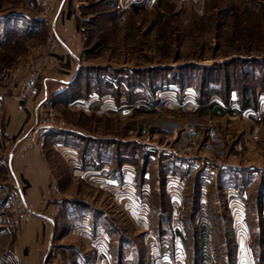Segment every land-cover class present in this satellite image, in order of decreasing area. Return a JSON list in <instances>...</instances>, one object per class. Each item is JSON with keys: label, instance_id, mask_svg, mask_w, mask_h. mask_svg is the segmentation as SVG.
Returning a JSON list of instances; mask_svg holds the SVG:
<instances>
[{"label": "rangeland", "instance_id": "374dc122", "mask_svg": "<svg viewBox=\"0 0 264 264\" xmlns=\"http://www.w3.org/2000/svg\"><path fill=\"white\" fill-rule=\"evenodd\" d=\"M137 1L0 0V96L18 99L24 110L42 79L55 68L62 73L64 58L72 61L63 43L91 66V91L109 85L127 92L125 116L102 127L132 139L126 155L133 171V188L119 200L102 192V182L68 181L37 128L74 121L48 103L14 148H38L64 180L37 201L2 149L0 226L16 234L68 196L85 199L114 226L117 264H264V0ZM115 10L123 14L114 17ZM146 67L148 90L131 73ZM31 77L37 91L30 96L24 83ZM160 95L165 105L156 109ZM99 121L92 115L81 124L92 131ZM120 239L128 241L123 251ZM4 255L0 264H10Z\"/></svg>", "mask_w": 264, "mask_h": 264}, {"label": "crops", "instance_id": "0c3cea01", "mask_svg": "<svg viewBox=\"0 0 264 264\" xmlns=\"http://www.w3.org/2000/svg\"><path fill=\"white\" fill-rule=\"evenodd\" d=\"M115 1L118 6L120 0ZM126 1L133 7L139 2ZM129 11L131 10H125L124 14ZM122 12L115 10L112 16H117V13L122 15ZM61 45L69 57H72V61L66 62L64 58L58 66L62 73H58L55 68L54 72L50 71L42 79L41 96L38 95L34 101L27 103L24 110L18 99L0 96V126L3 133L0 135V151L6 148L8 164L20 174L33 199L40 201L45 187L61 183L64 179H61L60 174H53L52 163L38 148H33L26 154H20L14 148L17 141L27 134L32 118L34 124L37 122L38 112L49 103L63 119L74 121L71 127L53 126L48 132L47 129L37 128V134L41 135L43 141H51L54 157L58 164L61 163L66 168L63 170L68 181H83L90 187H97L99 184L96 181H99L102 182L99 185L102 192L111 199L119 200L120 195L125 198L129 195L130 188H133L130 184L133 171L129 168L131 162L127 161L126 155L127 146L132 139L127 141L124 136L110 135L103 130L102 125L112 116H116V120L125 116L123 103L128 94L118 88L108 90V84L101 91H91L93 79L88 71L91 66L80 64L76 56L63 43ZM131 73L136 82L144 84L146 90L153 85V74L148 68L143 71L133 69ZM230 94L234 100L232 92ZM242 107L246 110V105ZM135 108L139 109L137 106ZM230 108L237 109L235 106ZM130 109L133 107L126 110ZM92 115L100 119L101 125L96 123L91 131L81 122ZM19 117L21 120H18ZM9 139L14 141L10 149H7ZM1 157L0 152V160L3 159ZM1 170L3 165L0 161ZM13 178L17 183L16 177ZM5 185L6 182L2 180L0 192L4 191ZM94 209L85 199L60 197L55 202L48 203L43 213H38L28 224L22 225L16 234L8 227L0 226V241L5 239L6 243L5 246L0 245V259L4 258V252L7 251L10 264H105L104 260L107 264H117V239L112 232L114 226L111 228L108 225L110 221L102 220L99 212ZM123 209L128 210L125 206ZM46 223L49 224L48 232ZM69 236H74V240L69 242ZM119 242L123 251L128 241L120 239ZM90 244L96 246L87 250Z\"/></svg>", "mask_w": 264, "mask_h": 264}, {"label": "built area", "instance_id": "2783aa9c", "mask_svg": "<svg viewBox=\"0 0 264 264\" xmlns=\"http://www.w3.org/2000/svg\"><path fill=\"white\" fill-rule=\"evenodd\" d=\"M34 77H31V79L27 82H25L24 86L25 89L28 90L30 96L34 94L37 91L36 83H34ZM185 92V89L183 90ZM186 93V92H185ZM22 95V94H21ZM157 102L154 104V108L158 109L165 105V97L163 95H160L156 98Z\"/></svg>", "mask_w": 264, "mask_h": 264}, {"label": "trees", "instance_id": "16d2710c", "mask_svg": "<svg viewBox=\"0 0 264 264\" xmlns=\"http://www.w3.org/2000/svg\"><path fill=\"white\" fill-rule=\"evenodd\" d=\"M243 105H246V102Z\"/></svg>", "mask_w": 264, "mask_h": 264}]
</instances>
